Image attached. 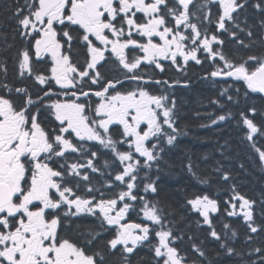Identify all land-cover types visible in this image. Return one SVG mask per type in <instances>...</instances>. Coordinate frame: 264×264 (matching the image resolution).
Instances as JSON below:
<instances>
[{
  "label": "snow or ice",
  "instance_id": "6c2138e0",
  "mask_svg": "<svg viewBox=\"0 0 264 264\" xmlns=\"http://www.w3.org/2000/svg\"><path fill=\"white\" fill-rule=\"evenodd\" d=\"M0 7L20 42L12 80L6 36L0 52V264H215L209 244L217 258L264 264V200L258 222L257 202L230 184L223 206L194 193L183 207L198 219L177 218L153 179L181 134L168 90L188 86L156 71L167 62L186 76L190 64L207 65L203 79L231 80L245 101L264 100V0H0ZM233 85L220 94L238 110L211 123L234 120L264 165V105L239 107L240 87L235 100L228 94ZM233 220L245 229L242 247Z\"/></svg>",
  "mask_w": 264,
  "mask_h": 264
},
{
  "label": "trees",
  "instance_id": "16d2710c",
  "mask_svg": "<svg viewBox=\"0 0 264 264\" xmlns=\"http://www.w3.org/2000/svg\"><path fill=\"white\" fill-rule=\"evenodd\" d=\"M6 2L11 3V0H6ZM250 12L253 16V10ZM13 31L14 21L9 19L8 13L3 9L0 13V52L5 51L2 46L5 36L7 43L13 45L12 49L7 50L8 54L3 57L8 62L9 77L14 71L12 57L15 54V48L20 43L18 37L14 39ZM216 99L215 94L203 88L200 82L192 85L191 89L179 98L180 106L178 107L182 112L178 126L183 129V132L181 139L175 143V149L168 148L160 165L161 171L158 174L153 173V179L159 176L157 198L175 209L177 218L185 215L195 220L198 219L195 214H189L184 210L186 197H191L194 193L206 192L212 198L218 199L223 206V201L230 196L229 185L234 184L241 194L257 202V221L259 222L261 201L264 200V172L257 154L252 151L244 139L242 143L240 142L239 133L231 128L232 122H228L221 129L197 130L200 121L198 111L206 106L211 108L210 104ZM245 104H255L259 108L264 105V102L260 97L253 99L251 95L247 101L242 99V105L245 106ZM236 107L233 101H229L228 111L235 112ZM260 145H264V138ZM189 162L192 164V172H189L187 168ZM217 168L229 172L231 180L227 183L222 181L219 173L215 171ZM193 172L195 175L192 174ZM205 179L208 182L201 183ZM232 222L240 232L237 246L242 247L245 229L240 221L233 220ZM83 223L87 227L91 224V220H85ZM192 231H197L194 223ZM198 234L203 238V230ZM259 239L261 238H258V241ZM208 250L209 258L215 264H235L232 258L223 255L217 258L215 244H209ZM140 256L147 259L148 253L140 252Z\"/></svg>",
  "mask_w": 264,
  "mask_h": 264
},
{
  "label": "flooded vegetation",
  "instance_id": "af4514ba",
  "mask_svg": "<svg viewBox=\"0 0 264 264\" xmlns=\"http://www.w3.org/2000/svg\"><path fill=\"white\" fill-rule=\"evenodd\" d=\"M21 2H22V0H21ZM2 10H3V8L0 7V13L2 12ZM81 59H82V57H81ZM164 63L166 65L165 72L160 73L158 70L156 71V73H157V75L159 77H161L162 79H168V80H178L179 77H182L183 78L182 81L186 80L188 82V86L187 87H175L173 89L175 94L171 95V98H174L175 102L176 101L178 102L179 98L181 96H184V93H186L188 90H190L191 86L194 85L197 82V74L196 73L199 72V74L204 77L205 71L207 69L205 67L201 68L200 66L195 65V64H190V66L188 68V71H187V75L185 76V75H183L181 73L176 72L174 69L168 67L167 66V62H164ZM205 66H207V65H205ZM110 67H113V66L112 65H108L106 67V69H109ZM13 68H14V71H13V75L9 77L10 80L14 79V77H15V64H14V61H13ZM202 87L205 88L204 82L202 84ZM205 89H207V88H205ZM207 90H209V89H207ZM178 93L180 94L179 98L177 97ZM178 106H180V105L178 104ZM181 112H182V110L180 108H178V109L176 108V115L177 116L181 115ZM198 113H200V110L198 111Z\"/></svg>",
  "mask_w": 264,
  "mask_h": 264
},
{
  "label": "bare ground",
  "instance_id": "6f19581e",
  "mask_svg": "<svg viewBox=\"0 0 264 264\" xmlns=\"http://www.w3.org/2000/svg\"><path fill=\"white\" fill-rule=\"evenodd\" d=\"M208 104V103H207ZM209 175V174H208Z\"/></svg>",
  "mask_w": 264,
  "mask_h": 264
}]
</instances>
